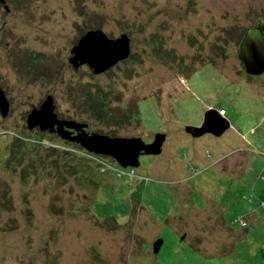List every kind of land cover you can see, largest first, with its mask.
<instances>
[{
    "label": "rangeland",
    "instance_id": "374dc122",
    "mask_svg": "<svg viewBox=\"0 0 264 264\" xmlns=\"http://www.w3.org/2000/svg\"><path fill=\"white\" fill-rule=\"evenodd\" d=\"M6 1L0 264H264V74L239 57L264 0ZM96 29L131 38L130 57L99 75L69 62ZM48 95L89 133L146 143L165 133L162 153L123 168L29 130ZM210 109L231 127L190 135Z\"/></svg>",
    "mask_w": 264,
    "mask_h": 264
},
{
    "label": "water",
    "instance_id": "95a60500",
    "mask_svg": "<svg viewBox=\"0 0 264 264\" xmlns=\"http://www.w3.org/2000/svg\"><path fill=\"white\" fill-rule=\"evenodd\" d=\"M1 4L6 11H10L6 0H0ZM71 53L69 62L75 69L88 65L95 75H99L130 57L131 38L123 33L120 38L111 39L102 29L89 30L79 39ZM239 57L248 75L264 74V19L245 33ZM10 108L6 91L0 84V113L3 117L9 115ZM27 125L29 130L39 128L41 131L55 132L62 139L79 144L89 153L111 157L121 167L133 169L140 166L141 156L161 154L167 138L165 133H157L153 142L146 143L141 137H112L89 133L86 131L88 124L59 118L52 95H48L39 108L33 107L28 115ZM230 127V121L226 117L218 110L210 109L201 126L187 127L186 131L195 138L207 133L221 137ZM163 243V239L154 243L155 254L160 252Z\"/></svg>",
    "mask_w": 264,
    "mask_h": 264
},
{
    "label": "trees",
    "instance_id": "16d2710c",
    "mask_svg": "<svg viewBox=\"0 0 264 264\" xmlns=\"http://www.w3.org/2000/svg\"><path fill=\"white\" fill-rule=\"evenodd\" d=\"M102 99H103V97H102ZM102 110H105L106 111V109L105 108H101ZM131 110V112H130V114H131V116L133 117V119H137L138 117H139V106H137V108H135L134 110L133 109H130ZM223 110V109H222ZM224 111V113H225V110H223ZM111 115H114L113 113L111 114ZM112 137H117V136H112ZM83 150V149H82ZM83 152H85V154H87V155H92L93 153H89L88 151H86V150H83ZM97 157H102V158H111V157H106V156H101V155H98ZM112 159V158H111ZM246 225V223H244V226Z\"/></svg>",
    "mask_w": 264,
    "mask_h": 264
},
{
    "label": "flooded vegetation",
    "instance_id": "af4514ba",
    "mask_svg": "<svg viewBox=\"0 0 264 264\" xmlns=\"http://www.w3.org/2000/svg\"><path fill=\"white\" fill-rule=\"evenodd\" d=\"M1 6H2V4L0 5V7H1ZM74 134H76V133H74ZM155 135H156V134H154V138H155ZM190 135H191V134H190ZM154 138L151 139V141H149V142H147V143H151V142L154 140ZM166 139H167V138H166ZM141 157H142V156H141ZM141 157H140V158H141Z\"/></svg>",
    "mask_w": 264,
    "mask_h": 264
},
{
    "label": "clouds",
    "instance_id": "9594fccd",
    "mask_svg": "<svg viewBox=\"0 0 264 264\" xmlns=\"http://www.w3.org/2000/svg\"><path fill=\"white\" fill-rule=\"evenodd\" d=\"M4 7V6H3ZM83 149V148H82ZM85 150V149H84Z\"/></svg>",
    "mask_w": 264,
    "mask_h": 264
},
{
    "label": "built area",
    "instance_id": "2783aa9c",
    "mask_svg": "<svg viewBox=\"0 0 264 264\" xmlns=\"http://www.w3.org/2000/svg\"><path fill=\"white\" fill-rule=\"evenodd\" d=\"M223 113H224V111H223Z\"/></svg>",
    "mask_w": 264,
    "mask_h": 264
}]
</instances>
